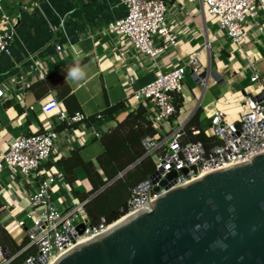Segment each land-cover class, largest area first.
I'll list each match as a JSON object with an SVG mask.
<instances>
[{"label":"built area","instance_id":"built-area-1","mask_svg":"<svg viewBox=\"0 0 264 264\" xmlns=\"http://www.w3.org/2000/svg\"><path fill=\"white\" fill-rule=\"evenodd\" d=\"M171 3L166 0H0V58L10 60V65L0 75V102L14 99L16 90L28 88L33 80L45 79L50 64L62 56L65 46L72 45L74 39L107 37L117 41L122 49H133L139 58L155 61L177 40L179 31L169 19ZM201 4L208 15L215 17L217 29L236 47H241L248 39L249 27L260 32L263 29L259 13L264 9V0H201ZM81 6L100 11L101 18L96 15L83 18L76 13ZM117 8L121 11L114 15ZM25 13L39 17L50 32V37L35 50L26 49L17 32ZM15 42L24 47L19 59L12 52ZM245 57L250 71L249 85L240 99L236 119L230 120L227 113L215 110L208 117V132L199 125L190 127L191 134L204 132L216 140L209 147L199 140L186 139L187 130L177 118L179 109L175 102L187 69L194 80H205L199 51L170 68H157L150 82L127 93L137 105L146 108L145 117L155 129L154 134L142 138L143 155L137 163L150 158L154 168L152 179L147 177L142 186L130 188L128 198L119 207L123 212L120 217L149 209V202L169 189L264 152V75L256 61ZM125 78L126 88L132 87L134 76L128 73ZM40 109L44 114H53L64 128L21 133L0 152V172L5 167L25 183L34 182L28 212L17 225L24 229L27 239L24 248L34 247L35 254L26 256L22 264H46L51 258L57 259L77 244L107 231L117 220L108 221L104 216L92 220L85 209L90 196L82 201L70 197L63 205H58L53 191L57 173L45 169L44 163L51 159L55 145L61 141L60 133L71 143L74 135L67 126L85 121L86 117L79 111L68 115L60 109L54 95L48 97ZM101 116L100 113L95 115L96 118ZM164 123L171 127L167 133L162 131ZM91 132L93 137L100 136L96 130ZM171 170L177 171L176 176L160 187V180ZM26 219L30 220L29 227H26ZM79 224L83 226L81 233L77 230ZM4 254L0 247V264L9 262Z\"/></svg>","mask_w":264,"mask_h":264},{"label":"crops","instance_id":"crops-1","mask_svg":"<svg viewBox=\"0 0 264 264\" xmlns=\"http://www.w3.org/2000/svg\"><path fill=\"white\" fill-rule=\"evenodd\" d=\"M120 11L121 9L117 8L113 13L118 15ZM76 13L85 19L91 18L92 15L101 18L102 15L100 11L93 12L84 6ZM261 18L262 31L249 27L248 39L241 47H236L224 39V34L216 27L215 17L204 11L201 0H175L169 6V19L179 31L177 40L155 61L141 59L133 49H122L117 41L107 37L72 40V45L65 46L62 56L50 64V71L45 79L33 80L28 88H18L14 99L0 102V152L7 148L11 139L21 133H39L51 127L58 130L64 128V124L58 122L53 114H44L40 109V105L54 95L59 100L60 109L68 115L79 111L86 118L85 121L67 126L74 135L71 143L65 141L66 137L60 133L61 141L55 145L52 157L44 163V168L57 173V183L53 191L54 196L58 194L55 196L58 205H63L70 197L82 201L90 196L91 201L96 194L113 186L112 183L117 178L134 168L133 166L117 176L122 170L119 171L113 177H116L115 180L107 179L97 159L104 150L102 136L115 128L117 123L124 120L128 113L138 106L127 93L132 88L136 89L150 82L157 68H170L181 59L199 51V59L206 77L203 82L192 78L195 84L190 80L182 84L180 93L176 95V98L180 97L178 120L186 125L198 111L197 124L208 123V117L215 110L227 113L230 120L236 119L240 109L239 99L249 85L247 81L250 71L246 67L248 60L245 56L256 61L257 67L264 75V13ZM17 32L29 50L37 49L50 37V32L41 19L26 13L22 16ZM219 39L227 41V47H224L223 43L219 44ZM99 47L102 48L101 53H97ZM23 50L24 47L19 42L12 45L16 59L23 55ZM45 52L48 53L49 49ZM77 59L81 61V66L86 72L85 80L79 83L67 78L69 67ZM9 65L8 58H0V75ZM128 73L134 76V81L132 87L126 88L125 77ZM208 90V100L202 104ZM30 105L32 109H28ZM114 106L117 107L112 112L108 111V108ZM23 112L26 114L23 115ZM97 113L102 116L96 118ZM204 129L208 132L207 127ZM91 130L98 131L100 136L93 137ZM88 161L92 165L91 168L83 164ZM99 179L105 183L93 190ZM144 180H140L138 175H132L129 181L133 185L127 190L123 188L120 193H112L101 205L93 206L92 201L88 204L89 210L98 215L119 207L128 198L130 188ZM79 188H83V192H79ZM33 189V180L25 183L19 175H14L9 169L4 167L1 170L0 247L5 248L3 257L9 259L7 264H15L11 260L21 253L26 256L35 254L34 247L24 248L27 244L24 229L17 225V221L24 219L28 212L29 194ZM86 206L85 204L91 218L92 215ZM19 251L21 253L15 256Z\"/></svg>","mask_w":264,"mask_h":264},{"label":"water","instance_id":"water-1","mask_svg":"<svg viewBox=\"0 0 264 264\" xmlns=\"http://www.w3.org/2000/svg\"><path fill=\"white\" fill-rule=\"evenodd\" d=\"M53 264H264V152L169 189Z\"/></svg>","mask_w":264,"mask_h":264},{"label":"trees","instance_id":"trees-1","mask_svg":"<svg viewBox=\"0 0 264 264\" xmlns=\"http://www.w3.org/2000/svg\"><path fill=\"white\" fill-rule=\"evenodd\" d=\"M172 2V0H166ZM176 107L180 103V97L176 98ZM117 106L108 108V111H113ZM146 108L142 105H138L133 111L129 112L124 120L117 123L115 128L109 130L105 135L102 136V144L104 150L98 156V162L103 170L107 179H112L119 171L123 170L125 167L141 158L143 155V148L141 145V139L147 135H152L155 133V129L151 126V123L146 119ZM199 112L196 111L191 117L189 122L185 125L187 130V140H199L205 147H209L214 144L216 140L212 137L207 136L204 132H200L197 135H193L190 132L191 126H197L198 124ZM148 158H143L139 163L134 165L132 171H128L125 175L117 178L115 181H120L121 185L112 193H120L121 190L128 189L133 185L129 179L132 175H138L140 180L146 179L153 171L154 165L152 160H147ZM85 167H92L90 161L83 163ZM105 181L99 179L98 183L94 185V189H98L102 186ZM106 190V188L96 194L92 200L86 203L87 210L89 211L92 220H97L100 216H104L108 221L115 220L119 218L123 212L119 211V207L111 208L108 212L104 211L101 214L95 215L89 209L92 201L93 206L101 205L106 202V200L111 196H108L102 202H97V198ZM96 200V201H95ZM27 240V239H26ZM19 247H17L18 249ZM15 252V251H14ZM26 256L25 253H21L17 257L13 258L15 264H20L22 259Z\"/></svg>","mask_w":264,"mask_h":264},{"label":"rangeland","instance_id":"rangeland-1","mask_svg":"<svg viewBox=\"0 0 264 264\" xmlns=\"http://www.w3.org/2000/svg\"><path fill=\"white\" fill-rule=\"evenodd\" d=\"M263 13H264V10L260 11V13H259V14H260V17H259L260 21H262L261 16H262ZM216 27H217V25H216ZM224 39L227 40L228 42H230V40L228 39V37H227L226 35H224ZM224 39H219V44L223 43V44H224V47H227V41L224 42ZM101 51H102V48L99 47L98 50H97V53H101ZM186 80H190V81L192 82V84H195L194 81H193V79H192V77H191L190 74H189L188 69L186 70L185 78H184V80H183V83H184V81H186ZM247 82L249 83V81H247ZM209 92H210L209 90L206 91V93H205V95H204V98H203V100H202V104H205V103L207 102ZM239 100H240V99H239ZM238 105H239V103H238ZM199 127H200L201 129H204V128L208 127V123H207V122H206V123H205V122L200 123V124H199ZM170 129H171L170 125L165 124V123L163 124V130H162L163 133H167ZM147 160H150V158H148ZM112 184H113V186H109V188L106 189V190H105V191L99 196V198L96 199L98 203L104 201V199H105L106 197L108 198V196H110V195L112 194V192L114 191V189L116 190V189L121 185V182H120V181H114ZM78 191H79V192H83V188H79ZM61 193H62V192H61ZM57 195H58V194H56L55 196H57ZM55 196H54V198H55ZM96 200H95V201H96ZM25 222H26V227H29V226H30V220L26 219Z\"/></svg>","mask_w":264,"mask_h":264},{"label":"clouds","instance_id":"clouds-1","mask_svg":"<svg viewBox=\"0 0 264 264\" xmlns=\"http://www.w3.org/2000/svg\"><path fill=\"white\" fill-rule=\"evenodd\" d=\"M67 78L78 83L85 80L86 72L81 66V61L79 59L75 60L72 66L69 67V70L67 72Z\"/></svg>","mask_w":264,"mask_h":264},{"label":"bare ground","instance_id":"bare-ground-1","mask_svg":"<svg viewBox=\"0 0 264 264\" xmlns=\"http://www.w3.org/2000/svg\"><path fill=\"white\" fill-rule=\"evenodd\" d=\"M130 214L123 216L120 220H118L117 222H115L112 225H115L116 223H119L120 221L124 220L126 217H128ZM56 258H51L48 262H46V264H53Z\"/></svg>","mask_w":264,"mask_h":264}]
</instances>
